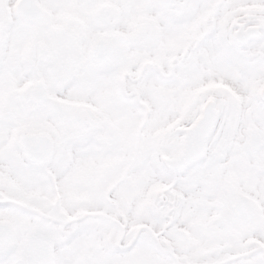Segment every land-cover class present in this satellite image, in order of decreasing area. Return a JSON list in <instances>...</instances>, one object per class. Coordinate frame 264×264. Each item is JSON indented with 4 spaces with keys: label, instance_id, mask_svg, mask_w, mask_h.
I'll return each instance as SVG.
<instances>
[{
    "label": "snow or ice",
    "instance_id": "1",
    "mask_svg": "<svg viewBox=\"0 0 264 264\" xmlns=\"http://www.w3.org/2000/svg\"><path fill=\"white\" fill-rule=\"evenodd\" d=\"M0 264H264V0H0Z\"/></svg>",
    "mask_w": 264,
    "mask_h": 264
}]
</instances>
